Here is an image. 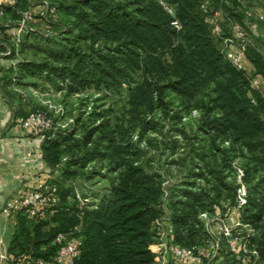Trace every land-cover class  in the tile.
I'll return each mask as SVG.
<instances>
[{
    "label": "rangeland",
    "instance_id": "1",
    "mask_svg": "<svg viewBox=\"0 0 264 264\" xmlns=\"http://www.w3.org/2000/svg\"><path fill=\"white\" fill-rule=\"evenodd\" d=\"M194 1L216 51L247 80L251 103H255L253 93L264 99V0ZM15 2L0 0V41L4 36L8 40L0 53V90L20 104L15 122L34 114L49 120L50 128L40 135L54 140L61 154L52 180L70 184L67 188L72 189L77 209L97 208L124 171L134 166L142 184H156L161 192V212L153 222L156 240L149 248L155 264L164 257L170 259V228L173 242L189 247L200 258L199 264H264V211L253 222L248 219L255 215L254 197L264 196V145L260 144L264 134L249 140L223 130L217 123L222 110L214 103L213 83H199L190 98L168 89L174 80L170 72L167 78L159 73L157 83L146 74L156 92L152 106H140L134 122L128 114L124 82L73 92L66 76L19 75L20 66L27 62L54 67L58 59H64L63 50L83 52L87 70L93 69V63H88L96 53L118 58L125 50L124 37L96 36L97 19L104 16L131 24L138 11L151 3L164 12L181 42V3L108 0V13H88L91 18L82 20L60 9L89 0H24L17 19L12 13L4 17V8ZM32 34L54 44H37ZM186 54L190 56V46ZM162 60L168 70L167 57ZM73 63L66 61L68 67ZM115 70L125 71L120 64ZM260 120L264 124V117ZM50 180L34 184H50ZM178 211L187 222L181 244L175 239L171 217Z\"/></svg>",
    "mask_w": 264,
    "mask_h": 264
},
{
    "label": "trees",
    "instance_id": "2",
    "mask_svg": "<svg viewBox=\"0 0 264 264\" xmlns=\"http://www.w3.org/2000/svg\"><path fill=\"white\" fill-rule=\"evenodd\" d=\"M23 1L16 0L14 6L4 8V17L12 13L16 14L17 19V11L23 5ZM178 1L182 7L180 16L184 28V38L181 42L177 40L181 37L172 30L170 20L164 12L151 3L138 11V17L133 19L131 24L122 22L118 24L117 21L114 22L110 17L104 16L97 19L98 24L93 26L98 28L96 36H110L113 33L124 37L125 50L118 58L113 59L109 53L101 55L96 53L95 60L88 63H93V69L87 70L85 68L87 60L83 52L74 49L68 53L63 50L64 59L62 61L58 59L54 67L46 63L27 62L20 66L19 75L59 79L66 76L70 80L69 90L73 92L92 86L96 89L101 86L111 87L112 84L120 86L121 82H124L128 89V114L135 122L138 121L140 106L151 107L153 94L156 92L147 82L145 75L151 74L157 83L160 80L159 73L163 72L162 77L167 78L170 72L169 75L174 80L169 82L168 89L177 94H190V98L193 97V93H197L199 83H213V93L216 96L214 103L222 110V116L217 118V123L223 130L236 132L237 137H247L249 140H253L252 137L259 132L264 134V124L260 120L261 116L264 117V99L253 93L255 103H251L248 98L250 90L247 80L216 51L197 15L195 1ZM108 3V0H89L88 4L79 2L60 11H64L66 16L74 13L77 18L83 20L91 18L88 13L102 15L109 11V7L106 6ZM86 5L89 7L87 12ZM192 12L196 15L191 16ZM188 29L190 31L186 32ZM0 33L3 34V30ZM4 37L0 41V53H3L8 45V40ZM30 38L37 44L40 42L50 46L54 44L43 42L46 40L36 38L33 34ZM189 46L190 56L186 54ZM164 57L168 60V70L162 60ZM67 60H74L73 67H68ZM117 64L122 65L125 71H116ZM2 94L7 101L13 102L11 95L4 90ZM18 116L19 113L16 112V117ZM262 143L264 145V140L260 142L261 145ZM56 147L54 140L43 139L42 155L51 176L56 174L55 169L60 164L61 154ZM69 167L67 164L66 168ZM139 173L136 167H128L120 176L118 184L112 186L109 194L100 201L97 208L83 210L77 209L72 189L67 188L70 184L68 186L57 184L56 179L52 178L49 185L56 189L58 196V204L53 209V215L45 220H42L43 218L29 220L25 214H18L16 218L18 229L9 253L15 256L29 254L34 260H49L58 249L53 243L54 239L61 233L81 239L80 255L74 264H155L154 254L149 248L156 240L153 222L161 212L159 207L161 192L156 184H142ZM263 205L264 196L254 197L252 206L255 215L248 218L250 222L262 216ZM176 213L171 217L175 239L181 244L182 231L187 227V222L180 211ZM243 217L246 219L244 215Z\"/></svg>",
    "mask_w": 264,
    "mask_h": 264
},
{
    "label": "crops",
    "instance_id": "3",
    "mask_svg": "<svg viewBox=\"0 0 264 264\" xmlns=\"http://www.w3.org/2000/svg\"><path fill=\"white\" fill-rule=\"evenodd\" d=\"M19 105L7 101L0 90V264H33L35 261L29 254L9 253L18 221L17 216L5 217L1 210L18 192L52 179L42 155V136L36 132L25 133L15 122Z\"/></svg>",
    "mask_w": 264,
    "mask_h": 264
},
{
    "label": "built area",
    "instance_id": "4",
    "mask_svg": "<svg viewBox=\"0 0 264 264\" xmlns=\"http://www.w3.org/2000/svg\"><path fill=\"white\" fill-rule=\"evenodd\" d=\"M16 124L27 133H44L50 128L49 120L40 114H34L21 118ZM58 196L56 189L49 184H34L32 188L18 192L10 198L1 214L5 217L25 214L29 218H46L54 213ZM170 243L167 247L170 259L162 258L156 264H199L200 258L189 248H183L173 242V230H168ZM58 249L49 260L38 259L33 264H74L80 255L81 239L65 234H58L53 242ZM170 260V261H169Z\"/></svg>",
    "mask_w": 264,
    "mask_h": 264
}]
</instances>
